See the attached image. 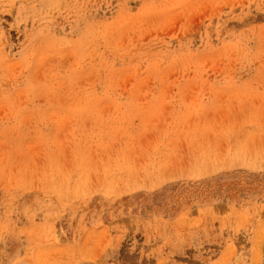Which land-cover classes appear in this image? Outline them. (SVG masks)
<instances>
[{
    "label": "rangeland",
    "instance_id": "obj_1",
    "mask_svg": "<svg viewBox=\"0 0 264 264\" xmlns=\"http://www.w3.org/2000/svg\"><path fill=\"white\" fill-rule=\"evenodd\" d=\"M0 264H264V0H0Z\"/></svg>",
    "mask_w": 264,
    "mask_h": 264
},
{
    "label": "bare ground",
    "instance_id": "obj_2",
    "mask_svg": "<svg viewBox=\"0 0 264 264\" xmlns=\"http://www.w3.org/2000/svg\"><path fill=\"white\" fill-rule=\"evenodd\" d=\"M71 68H72V67H71ZM63 115H64V114H63ZM69 124H70V123H69ZM69 124H68V125H69ZM56 125H58V124H56ZM55 140H56V139H55Z\"/></svg>",
    "mask_w": 264,
    "mask_h": 264
}]
</instances>
